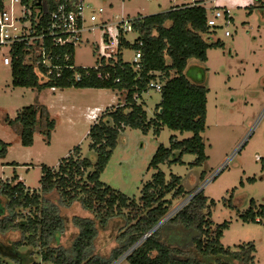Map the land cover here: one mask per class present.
Listing matches in <instances>:
<instances>
[{"label":"trees","instance_id":"trees-1","mask_svg":"<svg viewBox=\"0 0 264 264\" xmlns=\"http://www.w3.org/2000/svg\"><path fill=\"white\" fill-rule=\"evenodd\" d=\"M39 1L35 4L41 5ZM42 1V21L46 24L60 0ZM259 3L260 6L249 10L264 9V0ZM133 30L137 34L136 41L143 42L142 68L136 71L123 60V49L137 51L139 48L121 34L115 58L108 65L105 60L100 63L99 70L111 75L108 80L99 79L94 68L75 67L72 45L58 48L52 46L50 38L46 39L47 51L53 56L52 62L60 67L50 75L42 64L35 67L24 63V44L15 47L11 68L15 87L36 88L39 91L51 87L62 91L127 90V94L123 106L106 109L90 126L91 149L98 154L95 164L89 159H82L80 149H76L73 155L63 159L58 169L42 166L40 192L26 190L21 182H0V197L5 210L0 214V264H25L26 255L19 251L25 245L39 249L42 260L52 264H111L155 228L171 211L175 200L189 193L184 189L180 176L172 174L167 181L160 166L184 164L182 157L187 154L197 156L194 166H200L206 160L201 133L206 128L209 88L206 83L192 81L185 72L191 62L204 66L209 49L220 44L210 42L214 30L208 27L207 11L203 6L141 16L134 21ZM154 73H160V78ZM157 79L163 84L162 101L154 118L149 119L144 103L136 101L134 96L142 99L143 94L149 91V83ZM5 121L20 127L19 134L25 147L33 145L37 130L49 140L56 125L44 107L36 109L33 106L23 108L14 120L6 118ZM126 127L141 130L144 134L152 129L160 134L163 127L193 134L192 138L183 141L173 137L170 148H158L149 165V170L157 172L152 181L143 187L139 202L100 182V176ZM8 153L9 144L0 138V160L5 159ZM53 192L59 194L63 205L80 202L85 210L94 215L93 218L74 217L73 224L79 231L71 252L57 242L58 234L64 230L65 220L48 199ZM214 206L215 202L201 192L173 219L148 237L129 256L128 264H255L256 247L253 243H245L235 249L223 246L221 238L228 225L215 226L211 220ZM23 210H29V215L24 216ZM248 217L249 222L258 221L252 210ZM115 218H124L126 222L116 238L117 246L109 258L92 254L98 234ZM168 229L172 233L165 240L163 230ZM18 232L20 236L16 235V239H8V234Z\"/></svg>","mask_w":264,"mask_h":264},{"label":"rangeland","instance_id":"rangeland-1","mask_svg":"<svg viewBox=\"0 0 264 264\" xmlns=\"http://www.w3.org/2000/svg\"><path fill=\"white\" fill-rule=\"evenodd\" d=\"M92 1L110 11L108 16L122 11V0ZM168 1L178 4L183 0H137L125 2L124 8L133 16H149L168 11ZM255 1L257 6L261 5L258 0ZM111 4L114 8L109 10ZM207 6L230 9L232 20H218L219 27L214 30L210 42L219 43L220 46L209 49L208 61L204 64L209 88L206 128L201 133L206 160L202 165L194 166L197 156L187 154L182 157L184 164L161 165L160 169L166 174L167 181L172 174L180 176L184 189L190 193L204 186V195L215 202L211 220L215 226L228 225L221 238L223 246L235 249L239 245L253 243L256 247L255 264H264V9L239 8L238 0H218ZM226 32L230 36L227 37ZM125 38L134 43L137 34L128 33ZM95 41H101L98 32L91 36L89 45H84L87 47L78 49L77 63L96 64L98 55ZM3 52L7 54L8 49L4 48ZM122 53L123 60L132 63L135 51L123 49ZM60 94L63 95L62 100L50 89L39 91L36 88L15 87L11 68L0 63V138L9 144L7 157L0 160V182L14 184L17 183L15 176H21L32 191L39 192L41 164L57 166L58 169L63 159L73 155L76 149H80L82 159H89L95 164L98 154L91 149L92 141L88 136L91 125L85 115L76 113V109H72L70 103L66 104L65 99L74 98L80 104L108 107L116 105L118 100L124 103L126 92L68 89ZM161 101V92L150 89L143 94L139 103H144L148 118L152 119ZM27 106L36 109L44 107L56 122L49 140L37 130L34 143L29 147L22 145L20 127L5 121L6 118L14 120ZM173 137L183 141L192 138L193 134L175 132L166 127L162 128L160 134H156L154 129L144 134L141 130L126 127L100 176V182L139 202L143 187L152 181L157 172L149 170L153 157L160 146L170 148ZM190 193L175 200L171 210ZM48 199L65 220L64 230L57 236L58 245L71 252L79 231L73 224L74 217L93 218L94 215L85 210L80 202L63 205L56 192ZM2 201L0 199V214L5 211ZM251 210L258 221H247ZM22 212L28 216L30 211ZM125 226L124 218L112 221L98 234L92 254L110 255L117 246L116 238ZM171 231L163 230L165 240H168ZM18 233L8 234V239H16V235L20 236ZM19 251L26 255L25 264H52L43 261L40 250L33 246H22ZM122 264H128V261Z\"/></svg>","mask_w":264,"mask_h":264},{"label":"built area","instance_id":"built-area-1","mask_svg":"<svg viewBox=\"0 0 264 264\" xmlns=\"http://www.w3.org/2000/svg\"><path fill=\"white\" fill-rule=\"evenodd\" d=\"M39 0H0V63L3 66L12 68L14 61V49L19 44H24L25 61L24 63L39 67L41 64L48 69V74H52L53 70H59L60 67L54 65L52 62L53 56L51 52L47 51L46 39L50 38L52 46L63 48L66 46L74 47V66L82 68H94L98 71L97 77L99 79L108 80L111 75L109 72L103 73L100 69V63L105 60L108 65L111 60L115 58L119 50L120 35L127 36L128 33H134L133 23L141 17V15L133 16L124 8L125 2H135L137 0H122V11L120 14L115 13L108 16V11L105 7L95 5L92 0H60L56 9L50 14L48 22L43 24V1L41 5L35 2ZM146 2H155L157 0H144ZM218 0H183L182 3H170L169 10L178 9L182 7L203 6L207 11V24L211 30L219 27L218 20L225 19L230 22L232 20L231 10L227 8L219 9L216 7H208V3H215ZM260 0H258L259 2ZM239 8L249 9L257 6L255 0H238ZM111 4L109 10L113 9ZM114 13V12H112ZM100 33L101 41L93 42L96 45L98 59L95 65H83L76 61V54L79 48L87 47L85 44H90L91 36ZM225 35L230 36L229 32ZM114 42L116 45H114ZM138 50L135 51V56L130 65L139 71L142 68V41H135ZM7 48L8 52L5 54L3 49ZM90 49V48H89ZM68 58V57H67ZM58 59V58H57ZM160 78V73H154ZM60 76V74H58ZM79 79V78H78ZM163 84L160 79L151 81L148 85L149 90L155 89L162 91ZM51 92L62 91L56 87L49 88ZM127 94V90L118 92ZM134 99L139 102L138 95ZM125 104L118 100L116 105L108 107L87 108L84 113L85 118L89 123H96L102 113L112 107L123 106ZM92 125V124H91ZM211 180V179H210ZM209 180V181H210ZM202 187L195 188L182 203L171 210L163 219L167 222L173 219L180 213L191 201L203 192ZM150 237V233L146 234L136 244L129 248L123 255L111 264H122L127 261L129 256L141 244Z\"/></svg>","mask_w":264,"mask_h":264},{"label":"crops","instance_id":"crops-1","mask_svg":"<svg viewBox=\"0 0 264 264\" xmlns=\"http://www.w3.org/2000/svg\"><path fill=\"white\" fill-rule=\"evenodd\" d=\"M203 69L204 71H205V76H206V82L205 83H207V68H205L204 66H201V65H199V64H197V63H189V71L190 72H192V76H190V78L189 79H191L192 81H196L195 80V78H194V74H195V76H196V73H197V70H199V69ZM89 90H91V89H89ZM65 91H67V90H64V91H58V92H52V93H54V94H56V95H58L59 97H60V100H62L63 98H62V96L63 95H61L60 93H64ZM72 99H74V98H68V97H66V99H65V102H66V104H68L69 105V103H70V107L73 109H76V113H81V114H84L85 112H86V110H87V108H95V107H105V106H102V105H100V104H96V105H92V106H90V105H86V104H80V103H78L79 101L77 100V99H74V100H72ZM65 107V106H64ZM66 109H68V107H66ZM74 123V122H73ZM91 124H93V123H89V125H91ZM43 165H45V164H41V172H42V166ZM58 165V164H57ZM45 166H47V165H45ZM47 167H50V166H47ZM57 167V166H56ZM55 166L54 167H50V168H53V169H57ZM17 176V175H16ZM18 177V180H17V183L18 182H21V183H23L24 184V186L26 187V190H29L30 192H34V191H36L37 192V190H31V188H29L26 184H25V180L23 179V177H21V176H17ZM41 182V181H40ZM198 184H196V185H194L193 187H191V190L192 189H194L196 186H197ZM40 189H41V187H40ZM40 189H39V192H40ZM187 191V190H186ZM0 199H1V197H0ZM114 220H116V218L115 219H113V220H111L110 221V223L112 222V221H114ZM109 223V224H110ZM97 255H100V256H102V257H106V258H109V256L110 255H101V254H97Z\"/></svg>","mask_w":264,"mask_h":264},{"label":"water","instance_id":"water-1","mask_svg":"<svg viewBox=\"0 0 264 264\" xmlns=\"http://www.w3.org/2000/svg\"><path fill=\"white\" fill-rule=\"evenodd\" d=\"M41 2V0L39 1V3ZM186 76L188 78H190V76H192V72L189 71V66L187 67L186 69V72H185ZM194 78H195V82L196 83H199V84H204L206 82V76H205V71L201 68L199 70H197V73H196V76L194 74ZM164 223V220H162L155 228H153L149 233H150V236L157 230V228L160 227V225H162Z\"/></svg>","mask_w":264,"mask_h":264}]
</instances>
